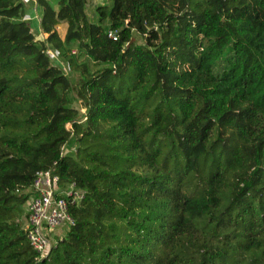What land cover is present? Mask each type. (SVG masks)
<instances>
[{
	"label": "trees",
	"instance_id": "1",
	"mask_svg": "<svg viewBox=\"0 0 264 264\" xmlns=\"http://www.w3.org/2000/svg\"><path fill=\"white\" fill-rule=\"evenodd\" d=\"M39 2L45 43L0 0V264H264V0ZM49 168L83 197L36 263L17 217Z\"/></svg>",
	"mask_w": 264,
	"mask_h": 264
},
{
	"label": "built area",
	"instance_id": "2",
	"mask_svg": "<svg viewBox=\"0 0 264 264\" xmlns=\"http://www.w3.org/2000/svg\"><path fill=\"white\" fill-rule=\"evenodd\" d=\"M19 3L22 7H28L29 15H26L24 20L35 22L41 34L39 0H19ZM106 36L113 41L117 39V35L112 31H107ZM46 52L53 57L58 55V52L53 53L51 50ZM85 116L81 117L79 114V120L81 117L83 119L81 122H84ZM66 129L69 130L70 126H66ZM52 165L55 166V163ZM26 192L29 196L25 203L23 229L29 246L35 252L34 261L39 263L48 256L58 240L63 238L65 235L63 229L66 233L69 227L74 226L75 221L70 214L69 206L78 203L83 197V192L74 182L60 184L54 168L36 171Z\"/></svg>",
	"mask_w": 264,
	"mask_h": 264
},
{
	"label": "rangeland",
	"instance_id": "3",
	"mask_svg": "<svg viewBox=\"0 0 264 264\" xmlns=\"http://www.w3.org/2000/svg\"><path fill=\"white\" fill-rule=\"evenodd\" d=\"M48 4H50L51 7L56 8L57 7V3L59 2V0H47ZM102 5H110V0H86L85 2V14L88 17V19L94 21L95 20V12L94 9L97 6H102ZM28 13V12H27ZM28 24L31 26V29L33 31V34L35 35V39L38 41H42L45 43V39L47 37L46 34L44 33H39L37 30V25L35 24V22H28ZM65 29L66 26L65 24H61L59 26L56 27V32L59 35V37L62 39L64 37L65 34ZM132 40L136 43V44H144L145 39L144 37L142 38L141 36H139L136 32H134V34H132ZM73 47V46H72ZM71 50L74 51L73 52V56L75 57V60L78 63H83L86 68L88 69V71L90 73H94L98 70H102L103 68H106L107 65L95 62L91 57H89L84 51H79L77 50V48L74 47ZM52 61L56 62L57 65H59V67L61 68L62 73L67 76V78L70 80V82L72 83H76L78 80V76L75 75L73 72H68L66 70V67L64 66V64L59 61L58 59V55L57 56H51ZM218 69V67H217ZM70 96L72 97V102H71V106L76 109L78 111V114H80L81 117H83L84 115H86V110L83 108L82 106V102L80 100H77L76 94L74 91H72L70 93ZM82 110V112H81ZM84 110V111H83ZM83 114V115H82ZM80 117V122L83 120ZM74 146V142L70 141L68 144L67 149L70 151H68V157H74V152L72 150V147ZM25 212H26V206L25 204L22 205L20 207V213L18 215V219L22 222V226L24 225L25 222ZM64 229H63V235H64Z\"/></svg>",
	"mask_w": 264,
	"mask_h": 264
},
{
	"label": "crops",
	"instance_id": "4",
	"mask_svg": "<svg viewBox=\"0 0 264 264\" xmlns=\"http://www.w3.org/2000/svg\"><path fill=\"white\" fill-rule=\"evenodd\" d=\"M47 1V0H46ZM24 8V10H25V13H26V15H29V14H27V12H28V7L26 6V7H23ZM31 22H33V21H31ZM71 52H74V51H71Z\"/></svg>",
	"mask_w": 264,
	"mask_h": 264
}]
</instances>
